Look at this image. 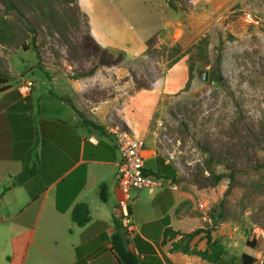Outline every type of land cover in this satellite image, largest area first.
<instances>
[{
	"label": "rangeland",
	"instance_id": "374dc122",
	"mask_svg": "<svg viewBox=\"0 0 264 264\" xmlns=\"http://www.w3.org/2000/svg\"><path fill=\"white\" fill-rule=\"evenodd\" d=\"M91 3L72 0L69 19L55 3L0 0V75L48 77L80 122L145 134L205 228L235 227V253L264 262V0H163L164 28L133 53L103 38Z\"/></svg>",
	"mask_w": 264,
	"mask_h": 264
},
{
	"label": "crops",
	"instance_id": "0c3cea01",
	"mask_svg": "<svg viewBox=\"0 0 264 264\" xmlns=\"http://www.w3.org/2000/svg\"><path fill=\"white\" fill-rule=\"evenodd\" d=\"M91 8L103 38L128 53L165 26L163 0H92ZM149 9L153 18L139 19ZM23 79L10 83L6 76L7 83L0 84V264H119L111 243L121 197L114 138L105 132L106 124H100L101 131L83 125L48 77L30 78L33 86L26 97L18 90ZM138 138L146 139L145 171L163 183L153 192L130 190L133 228L127 232V248L140 264H213L181 249L206 248L205 232L190 239L181 235L206 229V217L196 210L192 194L176 183L170 159L145 134ZM25 163L37 173L3 190ZM101 184L106 201L98 196ZM80 202L87 203L90 214L82 226L70 217ZM166 228L180 233L165 235ZM210 235L225 250L216 264H233L242 254L235 253V227L217 223Z\"/></svg>",
	"mask_w": 264,
	"mask_h": 264
},
{
	"label": "trees",
	"instance_id": "16d2710c",
	"mask_svg": "<svg viewBox=\"0 0 264 264\" xmlns=\"http://www.w3.org/2000/svg\"><path fill=\"white\" fill-rule=\"evenodd\" d=\"M45 3H55L61 12L65 15V17L71 19L72 14L68 10V6L72 2V0H42ZM1 21V20H0ZM0 22V32L2 33L3 27L1 26ZM155 35L151 36L145 41V45H148L153 39ZM37 57H39L38 51H36ZM7 83L6 76L0 75V84ZM4 86H1L2 89ZM60 99L67 101L72 108L74 109V105L71 103V100L66 96H58ZM83 125L93 128L95 130H102V125L95 123L94 121L82 118ZM126 129V128H125ZM146 172V171H145ZM37 173L36 168H29L25 163L23 166L22 171L13 177H10L11 183L7 186L3 187V190L7 189L10 186L18 185L23 183L25 180L29 179L30 177L34 176ZM147 173V172H146ZM98 196L102 201H106L107 199V191L105 184H101L98 190ZM71 220L78 226H82L87 223L90 219L89 208L87 203L80 202L77 203L70 212ZM113 223V233L111 235V243H112V250L115 253L118 263L119 264H140L138 257L127 248V231H126V224L118 214L113 215L112 217ZM172 232L174 234L180 233L178 231H174L171 228H166L164 230V234H168ZM200 232H205L204 237L206 239V248L204 250H198L197 248L190 249L189 247H182L181 249L184 252H188L191 254H195L200 256L201 258L212 262L213 264L220 263V258L224 253V246L218 240L213 239L210 235V231L204 228H197L188 233H181L182 237L185 238H192L193 236L199 234ZM245 244L247 246H251L252 243L248 239L245 240ZM173 247H177V243L173 245ZM257 258L253 255L248 253H242L239 258H237L233 264H256ZM258 264H264V262H260Z\"/></svg>",
	"mask_w": 264,
	"mask_h": 264
},
{
	"label": "built area",
	"instance_id": "2783aa9c",
	"mask_svg": "<svg viewBox=\"0 0 264 264\" xmlns=\"http://www.w3.org/2000/svg\"><path fill=\"white\" fill-rule=\"evenodd\" d=\"M32 86L33 81L25 78L21 80L18 90L23 97H26L31 92ZM104 130L114 138L120 156L117 173L121 197L117 202V214L123 218L126 231L129 233L133 228L129 210L130 190L147 189L153 192L162 186L163 179L156 174L145 172L143 139L133 136L129 130L117 124H106ZM171 185L175 188V184L171 183Z\"/></svg>",
	"mask_w": 264,
	"mask_h": 264
},
{
	"label": "water",
	"instance_id": "95a60500",
	"mask_svg": "<svg viewBox=\"0 0 264 264\" xmlns=\"http://www.w3.org/2000/svg\"><path fill=\"white\" fill-rule=\"evenodd\" d=\"M202 78H203V80H206V72H204V73L202 74Z\"/></svg>",
	"mask_w": 264,
	"mask_h": 264
}]
</instances>
